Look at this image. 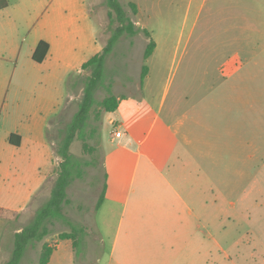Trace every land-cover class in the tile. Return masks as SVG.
Listing matches in <instances>:
<instances>
[{"label": "rangeland", "instance_id": "obj_1", "mask_svg": "<svg viewBox=\"0 0 264 264\" xmlns=\"http://www.w3.org/2000/svg\"><path fill=\"white\" fill-rule=\"evenodd\" d=\"M87 1L104 46L111 34L106 0ZM119 1L139 32L118 38L105 60L94 98L127 97V110L108 112L95 104L82 129L93 151H84L78 137L70 145L77 166L66 189L63 217L47 223L48 235L30 243L18 264H38L44 242L56 244L50 264H264V71L260 64L249 62L250 70L256 71L245 73L241 88H208L224 80L219 67L237 51L245 60L259 51L264 42V0ZM128 2L137 5L136 14ZM7 3L0 8V58L10 52L0 59V79L6 80L0 85V102L13 72L15 83L25 81L30 57L24 44L33 38L22 29L27 27L22 9L31 7V0ZM144 29L156 44L146 60L143 53L149 38ZM144 64L148 74L141 82ZM87 74L84 71L78 77L81 82ZM245 84L261 88H244ZM14 88L11 85L9 91ZM209 89L219 91L223 107L212 110L207 126L198 132L213 146L220 125L223 148L228 146L218 153L210 146L205 149L202 136L198 138V148L216 155L219 162L212 166L206 205L198 203L197 195L191 199L204 220L183 222L166 217L168 206L161 202L156 206L155 199L153 204L140 205L138 184L141 171L151 166L148 157L160 169L168 159L159 158L166 147L155 146V136L162 132L175 140L170 135L174 123L184 118L186 123L190 105ZM82 94L77 91L71 103L51 119L46 139L52 150L49 145L36 146L39 156H31V144L14 149L0 131V264L11 257L14 233L32 220L50 195L56 176L52 168L61 160L56 149ZM246 100L258 105L240 109L238 103ZM226 122L232 130L227 126L225 131ZM150 128L151 137L143 141ZM45 157L51 163L49 176H44L49 170ZM85 162L90 163L85 166ZM176 162H168L169 167ZM38 176L42 186L35 189ZM104 184V202L96 207ZM74 228L77 246L73 248L71 239L58 235ZM167 248L168 253L163 252Z\"/></svg>", "mask_w": 264, "mask_h": 264}, {"label": "crops", "instance_id": "obj_2", "mask_svg": "<svg viewBox=\"0 0 264 264\" xmlns=\"http://www.w3.org/2000/svg\"><path fill=\"white\" fill-rule=\"evenodd\" d=\"M0 3H3V0ZM5 3L0 8L7 7V0ZM224 9L228 14V9ZM22 12L27 22V27L22 29L26 34L33 37L27 42L28 44H24L30 57L29 69L24 74V82L15 83L13 75L16 72H13L7 83L8 89H6L4 99L0 102V131L3 134L2 139L7 144L12 145L14 149H20L24 144H31V156L35 157L41 155L34 148L36 146L49 145L51 147L49 149L52 150L51 143L48 138L46 139L50 121L67 104L71 103L77 91L83 92L84 82L79 79L85 71L82 69V65L101 51L103 43L97 37V27L94 25L96 23H94L87 0H39L37 3L31 0V7L24 6ZM37 18L38 22L34 23ZM219 28L221 31L222 27ZM40 40L46 41L49 48L44 59L41 62H36L33 60L32 54ZM261 45L259 51L249 60L240 57L239 51H237L231 59H228L226 64L219 67L224 80L216 85L213 83L208 88H241L240 82L244 81L245 73L252 74V71H256L253 67L250 70L249 62H254L255 65L260 64L264 71V42ZM9 54L10 52L2 53L0 59H6ZM227 77H230L231 80H228ZM257 79L259 80V77ZM5 82L4 78L0 79V85H4ZM11 85L17 87L14 88L13 92L9 91ZM258 85L248 86L245 84L244 88H261ZM126 98L119 99L115 110L121 108L122 112H126ZM221 102L219 91L216 89L210 91L209 89L207 93L200 96L197 102L190 105L186 123L185 118L174 123L173 132L170 135L175 140L169 139V136L162 132L155 136L154 145L166 147V150L160 151L159 158L164 159L167 156L168 159L165 161V167L160 169L154 161H151L152 158L148 157L151 166L141 171V180L138 184L140 194L136 196L138 198L136 201L140 202V205L141 202L153 204L152 201L155 199L156 206L160 202V205L168 206L170 210L166 216L168 218L175 216L183 222L185 220H197L198 222L204 220L202 218L204 216L196 212L195 202L191 203V199L197 195L198 203L206 205L205 193L212 189V166L214 161L219 162L215 160L216 155L207 153L205 149H207L206 146H210L212 151L225 152V147L228 145L225 144L223 148L221 138L223 128L220 130V125L217 130L220 132H218V136L216 132L213 146H211L209 138L198 131L207 126L208 119H210L208 116L212 110H220L223 107ZM254 105H258V103L250 100L242 101L241 104L238 103L240 109L247 108L249 110ZM108 120L118 124V121L112 118ZM227 126L228 129L229 126L231 127L226 122L225 131H227ZM115 134L116 130L111 133L112 137ZM150 134L151 128L145 134L143 141H147L151 137ZM201 136L205 149L197 146L198 138ZM10 138L19 143L17 145L12 143ZM193 138H196L194 143ZM225 138L227 140V137ZM178 142H180L181 148L178 147ZM158 147L160 148V146ZM170 161L177 162L172 164L173 167H169L168 162ZM48 169V173L44 176L51 174V163L48 164ZM38 181L41 182L43 179L38 176L35 189L42 186H39L41 183L39 184ZM157 201H159L158 204ZM71 245L73 247L72 242ZM55 249L56 244H54L53 252L47 264H50ZM167 250L168 248L164 249L163 252L168 253Z\"/></svg>", "mask_w": 264, "mask_h": 264}, {"label": "trees", "instance_id": "obj_3", "mask_svg": "<svg viewBox=\"0 0 264 264\" xmlns=\"http://www.w3.org/2000/svg\"><path fill=\"white\" fill-rule=\"evenodd\" d=\"M5 4V0H3V3H0V7H3ZM106 5L109 8L107 14L111 34L106 40V43L102 47L101 51L82 65V69L88 71V74L84 79L83 94L80 102L78 103V108L64 129V135L62 136L58 148L56 149V153L59 155L61 160L57 164L56 168H54L56 176L50 190V195L47 200L35 211L32 220L27 225L22 227L20 231L14 233L11 257L4 264H18L26 247L30 243L34 241H41L48 235L49 229L47 223L63 217V205L68 202L66 189L72 180V174L73 171H75V166H77L75 157L70 152V145L74 138L78 137L82 140L83 150L92 152L94 148L86 142L85 130L82 132V129L88 125V119L91 116V111L94 110L96 103L105 109V111H113L118 106L119 98L115 95H108L102 100L97 101L94 98V92L97 89L100 77L102 76L105 60L113 50L114 44L117 42L118 38L123 34L134 36L139 32V29L130 19L119 0H106ZM128 5L130 6L132 13L136 14V4L134 2H128ZM114 24L116 25L113 27ZM143 32L149 38L143 53V58L146 60L152 54L156 44L154 40L150 38V33L146 29H144ZM48 48V43L44 40H40L33 51V60L41 62L46 56ZM147 74L148 67L144 64L142 65L140 71L141 82ZM97 117L98 114L95 118ZM10 141L16 145L19 143L18 141H12L11 138ZM89 163L90 162H85L83 165L86 166V164ZM104 193L105 184L98 197L96 207H99L103 202ZM76 229L74 228L70 232L63 231L59 233L58 238L71 239L73 247H76ZM81 230L82 228H80V231ZM53 249V244L44 242L38 258V264H47Z\"/></svg>", "mask_w": 264, "mask_h": 264}]
</instances>
